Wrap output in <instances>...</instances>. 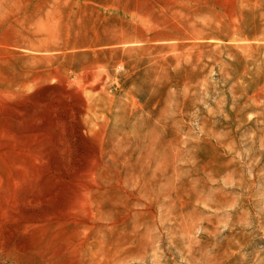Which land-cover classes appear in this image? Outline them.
<instances>
[{
    "label": "rangeland",
    "instance_id": "obj_1",
    "mask_svg": "<svg viewBox=\"0 0 264 264\" xmlns=\"http://www.w3.org/2000/svg\"><path fill=\"white\" fill-rule=\"evenodd\" d=\"M0 264H264V0H0Z\"/></svg>",
    "mask_w": 264,
    "mask_h": 264
}]
</instances>
